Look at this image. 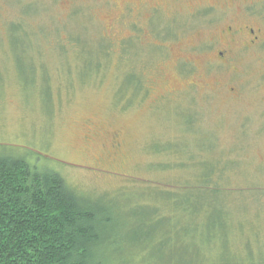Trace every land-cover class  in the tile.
<instances>
[{
    "label": "rangeland",
    "instance_id": "374dc122",
    "mask_svg": "<svg viewBox=\"0 0 264 264\" xmlns=\"http://www.w3.org/2000/svg\"><path fill=\"white\" fill-rule=\"evenodd\" d=\"M0 154L101 208L124 264H264V0H0Z\"/></svg>",
    "mask_w": 264,
    "mask_h": 264
},
{
    "label": "trees",
    "instance_id": "16d2710c",
    "mask_svg": "<svg viewBox=\"0 0 264 264\" xmlns=\"http://www.w3.org/2000/svg\"><path fill=\"white\" fill-rule=\"evenodd\" d=\"M107 47L102 45L101 56L107 57ZM202 178L205 186L214 185L210 174ZM213 192L214 199L219 190ZM220 212L218 217L226 219ZM110 220L58 173L0 154V264H124L115 252L105 251L106 243L116 242L106 233Z\"/></svg>",
    "mask_w": 264,
    "mask_h": 264
},
{
    "label": "flooded vegetation",
    "instance_id": "af4514ba",
    "mask_svg": "<svg viewBox=\"0 0 264 264\" xmlns=\"http://www.w3.org/2000/svg\"><path fill=\"white\" fill-rule=\"evenodd\" d=\"M255 33H256L255 29L249 26L241 27L239 29H233L231 27L228 28L226 33L227 41L225 44H223L222 50L217 52L218 57L216 58L221 62L223 60H224L223 62H229L228 61L229 55L235 57L236 52L234 51V49L232 50V43L230 39H247L245 43L241 44L242 50H244L245 48L247 49L249 46L251 47L258 46L260 41H259V37L256 36ZM206 46H211V43L206 44ZM195 49L196 51H200L201 49L202 50L204 49V46L202 47V44H200ZM206 49L208 51L209 47H207Z\"/></svg>",
    "mask_w": 264,
    "mask_h": 264
}]
</instances>
